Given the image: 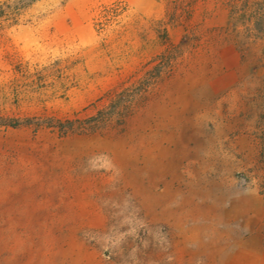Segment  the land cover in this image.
Segmentation results:
<instances>
[{
	"label": "rangeland",
	"instance_id": "374dc122",
	"mask_svg": "<svg viewBox=\"0 0 264 264\" xmlns=\"http://www.w3.org/2000/svg\"><path fill=\"white\" fill-rule=\"evenodd\" d=\"M243 2L0 0V264H264V19ZM119 88L112 133L54 131Z\"/></svg>",
	"mask_w": 264,
	"mask_h": 264
},
{
	"label": "trees",
	"instance_id": "16d2710c",
	"mask_svg": "<svg viewBox=\"0 0 264 264\" xmlns=\"http://www.w3.org/2000/svg\"><path fill=\"white\" fill-rule=\"evenodd\" d=\"M243 7L247 11L252 10L250 17L254 20L255 26H258L261 19H264V10L259 8L258 0H244ZM98 14L99 16L119 15L113 7H105ZM127 91L128 89L119 88L107 92L103 97L81 112L73 114L70 118L57 120L55 122L56 126H53L54 131L61 138L68 136L104 137L108 133H112L113 130L121 126L134 104V98L127 96ZM262 229L264 240V217Z\"/></svg>",
	"mask_w": 264,
	"mask_h": 264
},
{
	"label": "crops",
	"instance_id": "0c3cea01",
	"mask_svg": "<svg viewBox=\"0 0 264 264\" xmlns=\"http://www.w3.org/2000/svg\"><path fill=\"white\" fill-rule=\"evenodd\" d=\"M253 238L258 240V242H257V243H258L257 247L260 248V246H261V244H260V237H259L257 234H255V235H253ZM250 239H252V236H248V237L245 239V243L248 242Z\"/></svg>",
	"mask_w": 264,
	"mask_h": 264
}]
</instances>
